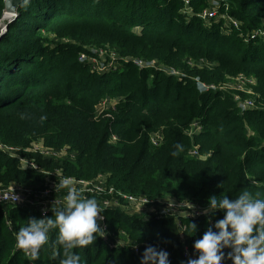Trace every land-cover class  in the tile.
<instances>
[{
  "label": "trees",
  "instance_id": "16d2710c",
  "mask_svg": "<svg viewBox=\"0 0 264 264\" xmlns=\"http://www.w3.org/2000/svg\"><path fill=\"white\" fill-rule=\"evenodd\" d=\"M227 1V13L242 23L241 31L229 35L221 19L207 25L197 17L210 0H190L196 16L190 22L183 18L185 0H23L0 36V141L26 147L42 140L55 150L68 148L74 159L32 157L45 171L88 180L104 175L115 189L149 199L172 197L204 209L212 195L234 199L246 191L264 199V110L242 112L233 91H202L196 81L220 86L239 74L255 78L251 88L264 106V38H239L263 27L264 0ZM5 3L0 0V23ZM106 45H116L122 58H156L184 74L141 70L130 59L122 72L99 75L78 61L90 47ZM199 58L218 67H188ZM106 98L119 102L96 119V105ZM196 120L203 129L191 138L186 131ZM159 131L163 140L154 146ZM196 147L206 159L191 157ZM44 180V174L23 171L0 153V189ZM223 215L146 221L105 210L109 240L100 230L73 251L81 264H141L152 246L168 252L169 264H186L185 248L195 257L194 241ZM29 218L44 217L32 209L0 207V264H59L56 230L35 258L16 247L15 234ZM189 223L196 224L194 232Z\"/></svg>",
  "mask_w": 264,
  "mask_h": 264
},
{
  "label": "clouds",
  "instance_id": "9594fccd",
  "mask_svg": "<svg viewBox=\"0 0 264 264\" xmlns=\"http://www.w3.org/2000/svg\"><path fill=\"white\" fill-rule=\"evenodd\" d=\"M65 187L62 204L52 207L51 218H29L19 228L15 234L16 247L29 250L35 258L48 242L50 231L56 230V243L62 249L59 264H81L80 255L73 249L88 245L95 233L100 232L97 223L100 209L95 198L82 196L67 180L57 185L56 190ZM217 211L224 213L223 218L194 241L195 258L188 259L186 264H223L225 260L231 264H264V199L254 198L246 191L234 199L212 195L204 214L214 216ZM189 227L193 232L196 230L195 223H189ZM224 249H230L227 255ZM141 264H169V254L149 246Z\"/></svg>",
  "mask_w": 264,
  "mask_h": 264
},
{
  "label": "built area",
  "instance_id": "2783aa9c",
  "mask_svg": "<svg viewBox=\"0 0 264 264\" xmlns=\"http://www.w3.org/2000/svg\"><path fill=\"white\" fill-rule=\"evenodd\" d=\"M218 2L220 4L219 6H214L211 9H205L202 13H199L197 17L205 21L207 24H210L213 20H218L221 17L225 20L227 29H232L233 27L239 29V22L227 13L228 1L218 0ZM186 4L189 6L190 0H186ZM221 5L222 8L225 7V12L222 13V16L220 15ZM241 38L245 43H251L257 39L264 38V25L258 30L248 32L245 35L243 34ZM93 52L101 53L102 50L96 49ZM83 56L80 58L82 63L91 64L94 62V60L87 59ZM134 63L141 70L146 69L149 66H153L152 64H148L142 60H135ZM108 71H111V69H108ZM179 76L181 75L179 74ZM196 81L202 91L212 89L215 91L228 92L236 89L235 86L229 84L226 85V83L220 86L211 85L206 87V85L199 82V80ZM238 89L242 90L241 86H239ZM106 99L108 103L103 104L105 109L100 115L106 112V110H115L118 104L117 100L111 102V100H109L110 98ZM235 99L242 112L264 110V106L257 105L259 102L255 99L245 101V99L237 97L236 95ZM109 102H111L112 105L109 104ZM202 129V123L199 120H196L190 125V129L186 131V134L193 138L194 136L200 134ZM156 135H153L152 137L154 146H158L163 140V136L159 135L155 137ZM114 140H116V138H114ZM0 153L18 161L19 168L21 170L37 172L44 174L45 176V180L42 185L39 184L38 186L32 187L31 185L11 184L9 187L0 189V207L11 205L24 209H32L38 211L42 217H46L52 212V207L55 208L62 204L67 188H58L56 190V186L67 180L70 186L80 190L82 196L96 198L100 209L97 223L105 242L109 240V235L105 225V218L103 216V212L105 210H120L129 216L135 215L146 221L158 220L164 217H174L177 220L182 218L199 219L204 215V208L189 201L180 202L172 197L152 200L143 195H131L124 193L115 189V187L110 186L104 175L88 180L66 176L62 170L45 171L38 165L32 156L39 155L45 160H62L66 158L74 159V154L70 153L68 148L60 150L50 148L46 146L42 140L34 141L26 147L9 145L0 141ZM191 155L194 158H200L201 155L199 154V147H196L195 150L191 152ZM179 225L181 227V239L184 242L183 231L185 228L182 227L181 224ZM121 244H123V242H121ZM135 251L136 253L139 252L138 247L135 248ZM184 258L188 260L195 257L190 254L187 248H185Z\"/></svg>",
  "mask_w": 264,
  "mask_h": 264
},
{
  "label": "rangeland",
  "instance_id": "374dc122",
  "mask_svg": "<svg viewBox=\"0 0 264 264\" xmlns=\"http://www.w3.org/2000/svg\"><path fill=\"white\" fill-rule=\"evenodd\" d=\"M219 5L220 4H219L218 0H210L209 7L207 9H211L214 6H219ZM185 6H186V9H184L185 11L183 12L184 13V17L183 18L186 19V22H190L191 18L196 17L195 16V12L193 11V9L190 6H187L186 0H185ZM222 9L225 10V7L222 8V5H221L220 12L222 11ZM228 11H229V6H228L227 12ZM220 15L222 16V13H220ZM220 19L224 23H226L225 20H223L221 17H220ZM238 22H239V29H236L234 27L232 29H226L225 26L223 25L224 34L229 35L231 33V31H233V30L241 31L242 23L240 21H238ZM217 23H219L218 25H221L220 22H217ZM2 25H3V22L1 24V26ZM141 31H142L141 28H136L134 30L135 34H137V35H140ZM243 34L245 35L246 33H244V32H240L239 33V38L240 39H242L241 37L243 36ZM68 42H69L68 40L61 41V40H58V39L55 38V43H68ZM90 48H94V49H90L88 54H85V53H83L82 55L80 54L79 57H78V61H80V58L83 55H84L83 57H85L87 59L94 60V62L91 63L90 65H92L93 69L91 68V70L95 74L97 73L99 75H107V74H109V72H116V71L122 72L124 70L123 62L126 63V61H129L130 59L142 60V61H144V62H146L148 64H152L153 66H149L146 69L157 68L156 70L162 71L168 76H172L173 75L174 77L178 78V77H180L179 74L180 75L184 74L183 72H181V71H179V70H177V69H175L173 67L172 68L164 67L163 63L161 61H159L158 59H156V58H152L151 60H145L144 58H134V57L122 58L119 55V51H118L119 48L116 45H106V46H100V47H98V46L93 47L92 46ZM96 49H101L102 52L101 53H94L93 51H95ZM188 64H189L188 67L191 68V69H194V68H197V67L198 68L218 67V63L211 62V61H208L207 59H202V58L196 59L194 61L191 60ZM108 69H111V71H108ZM196 80H198V79H196ZM228 84L236 87V89H234L233 92H234V94L237 97L243 98V99H245V101H248V100H251V99H255V100L258 101V97H259V101L258 102L261 101L260 96L255 91H253V89L251 88V86H253V84H257V80L255 78H248L247 76H245L243 74H239V75H236L235 77L227 78L226 85H228ZM239 86H241L242 90L238 89ZM109 100H111V102L115 101V100H112V99H109ZM111 102H109V104H111ZM104 103H108L107 99L103 100L102 102H100V103H98L96 105L95 112H94V117L96 119L104 111V109H105V107L103 105ZM257 105H260V104H257ZM160 132L161 131L155 133L154 135L157 134L155 137H157L159 135L163 136V135H161ZM191 157H192V155H191ZM192 158H194V157H192ZM206 158H207V156H201L200 158H196V159H206ZM156 199H152V200H156ZM159 199H165V198H159Z\"/></svg>",
  "mask_w": 264,
  "mask_h": 264
},
{
  "label": "water",
  "instance_id": "95a60500",
  "mask_svg": "<svg viewBox=\"0 0 264 264\" xmlns=\"http://www.w3.org/2000/svg\"><path fill=\"white\" fill-rule=\"evenodd\" d=\"M23 0H6L5 3V11H4V16L6 14H11V16H14V18L8 20V23H11L17 16V11L20 7V4L22 3ZM3 16V18H4ZM2 18V21H3ZM2 23H0V36L1 34L7 29L8 24H4L1 26Z\"/></svg>",
  "mask_w": 264,
  "mask_h": 264
},
{
  "label": "bare ground",
  "instance_id": "6f19581e",
  "mask_svg": "<svg viewBox=\"0 0 264 264\" xmlns=\"http://www.w3.org/2000/svg\"><path fill=\"white\" fill-rule=\"evenodd\" d=\"M12 18H14V16H11V14H6V15L4 16L2 22L4 23V22H6V21H8V20H10V19H12Z\"/></svg>",
  "mask_w": 264,
  "mask_h": 264
}]
</instances>
